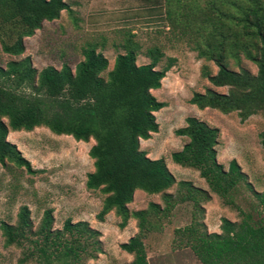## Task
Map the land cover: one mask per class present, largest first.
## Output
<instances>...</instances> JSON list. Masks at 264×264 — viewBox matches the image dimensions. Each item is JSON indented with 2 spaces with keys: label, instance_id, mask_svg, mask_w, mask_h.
I'll use <instances>...</instances> for the list:
<instances>
[{
  "label": "trees",
  "instance_id": "1",
  "mask_svg": "<svg viewBox=\"0 0 264 264\" xmlns=\"http://www.w3.org/2000/svg\"><path fill=\"white\" fill-rule=\"evenodd\" d=\"M161 1L173 29L187 34L197 57L216 66L214 74L203 66L202 75L214 86L228 87L226 92L195 91L190 103L222 113L236 111L241 121L254 113L264 115V0ZM62 10L72 12L66 0H0L2 51L22 54L24 37L33 35L43 21L58 18ZM121 46L124 52L116 54L106 77L102 73L108 60L96 43L82 47L83 59L74 70L63 63L60 68L47 65L38 71L28 56L0 65V163L11 162L31 174L38 171L7 139L10 130L45 126L76 140L92 138L88 154L94 170L87 173L85 186L106 194L97 218L103 220L113 210L120 218L119 228L129 218L136 219L137 233L120 244L133 256L126 264H149L143 239L183 202L191 203L193 213L187 225L173 231L178 246L189 247L202 264H264V190L253 188L235 159L226 167L217 160L216 127L186 116L185 125L174 133L187 141L170 154L174 163L196 169L207 189L187 180L176 181L163 158H151L140 149V139L158 129L154 111L165 105L151 90L160 87L174 58L156 69L164 56L159 46L147 48L150 61L144 64L136 63L139 44L131 34ZM241 56L256 65L255 73L229 67V59L238 63ZM258 136L264 147V130ZM175 183V191L167 192ZM241 186L254 197L248 209L236 202ZM137 189L160 194L161 204L150 201L144 209L130 210L128 204ZM210 193L240 215L236 222L222 217L220 232H207L195 216L204 210L201 204L210 199ZM32 228L27 205L19 207L15 224L0 222L4 244L22 248L20 263L84 264L83 257L101 251L99 231L85 221L67 218L60 229H54L51 208L43 211L39 225Z\"/></svg>",
  "mask_w": 264,
  "mask_h": 264
},
{
  "label": "rangeland",
  "instance_id": "2",
  "mask_svg": "<svg viewBox=\"0 0 264 264\" xmlns=\"http://www.w3.org/2000/svg\"><path fill=\"white\" fill-rule=\"evenodd\" d=\"M66 2L72 12L62 10L58 18L43 21L33 35L24 37L22 54L5 53L0 45V65L28 56L38 71L47 65L60 68L63 63L74 70L76 63L83 59L82 47L96 43L97 50L108 60L107 69L102 73L106 77L116 54L124 52L121 44L128 34L139 44L137 64L148 63L147 48L159 46L164 56L155 68H162L170 57L174 58V63L165 72L160 87L151 90L165 105L154 111L158 129L151 132L149 138L140 139V149L151 158H163L176 181L187 180L196 187L207 189L205 180L196 169L178 165L170 157L187 141V137L176 135L175 129L185 125L186 116H195L218 129L217 160L226 167L231 159H235L253 188L264 190V147L258 136L264 130V115L254 113L241 121L236 111L222 113L209 107L200 109L190 103L195 91L212 88L226 92L228 87L214 86L202 75L203 66L211 74L216 72V66L212 61L197 57L187 41V34H181L180 28L173 29L165 15L163 1ZM228 63L234 70L242 67L256 72V65L242 56L238 63L233 59ZM7 139L38 171L31 174L11 162L0 163V222L15 224L19 207L27 205L32 229L35 230L43 211L51 208L54 229H60L64 220L70 218L72 222L85 221L99 231L101 251L95 252L93 257H83L84 264H126L132 260V254L124 251L120 244L137 233L136 219L129 218L123 228H119L120 218L113 210L105 214L103 220L98 219L106 194L85 186L87 173L94 170L93 159L88 154L94 144L92 138L76 140L70 135L55 134L45 126H37L31 130H10ZM175 189L176 183L166 191L174 192ZM210 195V199L201 204L204 210L195 214L207 232H220L222 217L235 222L240 219L235 208L223 204L217 195ZM235 198L243 209H248L254 201L250 191L243 186L239 187ZM150 201L161 204L160 194H148L137 189L128 208L144 209ZM192 213L191 203H179L169 216L158 221L155 229L146 234L143 241L150 264L157 263L155 254L158 250L159 253L166 252V260L171 257V261L168 260L171 264H202L189 247L178 246L174 242V229L187 225ZM21 253L20 246L4 244L0 229V264H36L34 260L20 263Z\"/></svg>",
  "mask_w": 264,
  "mask_h": 264
},
{
  "label": "crops",
  "instance_id": "3",
  "mask_svg": "<svg viewBox=\"0 0 264 264\" xmlns=\"http://www.w3.org/2000/svg\"><path fill=\"white\" fill-rule=\"evenodd\" d=\"M156 256H155V258H156V260H157V263L156 264H162V263H164V264H171V257H169V259H170V261L168 262V260L169 259H165V258H167L168 256H166V252H160L159 253V250L157 251V253L155 254ZM162 256V257H161ZM147 259H148V262H149V257H148V252H147ZM149 264H150V262H149Z\"/></svg>",
  "mask_w": 264,
  "mask_h": 264
}]
</instances>
